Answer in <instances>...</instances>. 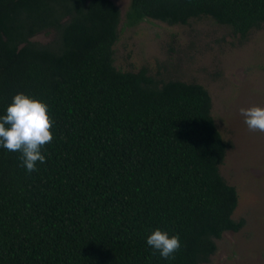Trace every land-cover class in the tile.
<instances>
[{"label":"trees","instance_id":"16d2710c","mask_svg":"<svg viewBox=\"0 0 264 264\" xmlns=\"http://www.w3.org/2000/svg\"><path fill=\"white\" fill-rule=\"evenodd\" d=\"M202 17L245 40L264 0H130L123 21ZM120 20L112 0H0V116L23 93L53 121L36 171L0 147V264H203L244 225L208 90L115 66ZM155 229L179 237L174 258L147 245Z\"/></svg>","mask_w":264,"mask_h":264},{"label":"rangeland","instance_id":"374dc122","mask_svg":"<svg viewBox=\"0 0 264 264\" xmlns=\"http://www.w3.org/2000/svg\"><path fill=\"white\" fill-rule=\"evenodd\" d=\"M112 1L121 12L115 66H146L158 77L202 84L211 96L216 126L231 143L219 170L238 191L232 217L244 219V225L224 232L203 264H264V133L249 131L238 111L264 107V26L245 40L209 17L183 25L147 19L128 27L123 17L130 0ZM52 37V32L38 33L32 39L45 43Z\"/></svg>","mask_w":264,"mask_h":264},{"label":"clouds","instance_id":"9594fccd","mask_svg":"<svg viewBox=\"0 0 264 264\" xmlns=\"http://www.w3.org/2000/svg\"><path fill=\"white\" fill-rule=\"evenodd\" d=\"M238 111L249 131L264 133V107H241ZM52 123L47 104L17 93L7 106L6 114L0 116V147L21 153L22 166L29 173L36 171L37 162H46L41 149L52 142ZM146 243L165 259L174 258L173 254L181 247L177 235L169 236L160 229L153 230Z\"/></svg>","mask_w":264,"mask_h":264}]
</instances>
